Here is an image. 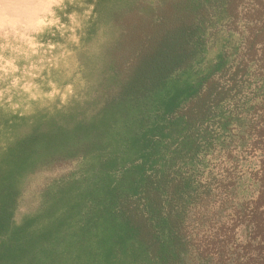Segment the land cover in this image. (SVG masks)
<instances>
[{"label": "trees", "instance_id": "trees-1", "mask_svg": "<svg viewBox=\"0 0 264 264\" xmlns=\"http://www.w3.org/2000/svg\"><path fill=\"white\" fill-rule=\"evenodd\" d=\"M66 4L0 100V264H264V0Z\"/></svg>", "mask_w": 264, "mask_h": 264}, {"label": "rangeland", "instance_id": "rangeland-1", "mask_svg": "<svg viewBox=\"0 0 264 264\" xmlns=\"http://www.w3.org/2000/svg\"><path fill=\"white\" fill-rule=\"evenodd\" d=\"M74 1L0 0V100L35 96L34 80L63 54V43L52 38L75 39L78 17L65 12Z\"/></svg>", "mask_w": 264, "mask_h": 264}]
</instances>
